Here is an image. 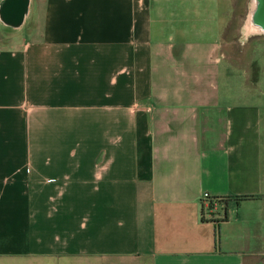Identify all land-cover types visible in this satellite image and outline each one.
I'll use <instances>...</instances> for the list:
<instances>
[{
  "label": "crops",
  "instance_id": "0c3cea01",
  "mask_svg": "<svg viewBox=\"0 0 264 264\" xmlns=\"http://www.w3.org/2000/svg\"><path fill=\"white\" fill-rule=\"evenodd\" d=\"M6 4L0 264H264V78L220 0Z\"/></svg>",
  "mask_w": 264,
  "mask_h": 264
},
{
  "label": "rangeland",
  "instance_id": "374dc122",
  "mask_svg": "<svg viewBox=\"0 0 264 264\" xmlns=\"http://www.w3.org/2000/svg\"><path fill=\"white\" fill-rule=\"evenodd\" d=\"M252 1L220 0L221 38L224 51L234 57L236 63L239 62L243 71L251 70L257 76L260 73V77L264 78V26L255 24L256 31L246 33ZM2 2L4 0H0V4ZM10 8L8 4L6 9L0 10V47L21 46L29 33V28L24 25L23 12L11 11Z\"/></svg>",
  "mask_w": 264,
  "mask_h": 264
},
{
  "label": "flooded vegetation",
  "instance_id": "af4514ba",
  "mask_svg": "<svg viewBox=\"0 0 264 264\" xmlns=\"http://www.w3.org/2000/svg\"><path fill=\"white\" fill-rule=\"evenodd\" d=\"M261 3H262V1H261ZM252 4H253V1H252ZM253 9L254 8L252 7V9L250 11V15H249L247 23H246V33H254V29L251 28L250 25H249L250 21H251L252 14H253V11H254ZM256 16H257V18H259V20L261 18H263V19H261L262 20L261 24L264 26V8L262 10V5L260 6V0H259Z\"/></svg>",
  "mask_w": 264,
  "mask_h": 264
},
{
  "label": "bare ground",
  "instance_id": "6f19581e",
  "mask_svg": "<svg viewBox=\"0 0 264 264\" xmlns=\"http://www.w3.org/2000/svg\"><path fill=\"white\" fill-rule=\"evenodd\" d=\"M262 1V3H261ZM258 4H259V0H253V4H252V7L254 8L253 10V14H252V17H251V21H250V27L251 28H255V26L259 25V26H262V20L263 18H261L260 20H258L257 16H256V13H257V8H258ZM262 5V10L264 8V0H260V6ZM256 24V25H255ZM256 31V29H254V32ZM261 31V30H260Z\"/></svg>",
  "mask_w": 264,
  "mask_h": 264
},
{
  "label": "built area",
  "instance_id": "2783aa9c",
  "mask_svg": "<svg viewBox=\"0 0 264 264\" xmlns=\"http://www.w3.org/2000/svg\"><path fill=\"white\" fill-rule=\"evenodd\" d=\"M203 197H204V199H207V198H208V196H207V195H204Z\"/></svg>",
  "mask_w": 264,
  "mask_h": 264
},
{
  "label": "trees",
  "instance_id": "16d2710c",
  "mask_svg": "<svg viewBox=\"0 0 264 264\" xmlns=\"http://www.w3.org/2000/svg\"><path fill=\"white\" fill-rule=\"evenodd\" d=\"M244 197H246V196H244Z\"/></svg>",
  "mask_w": 264,
  "mask_h": 264
}]
</instances>
